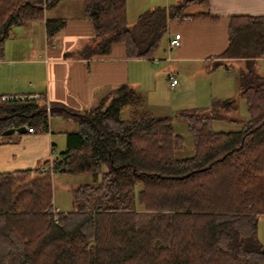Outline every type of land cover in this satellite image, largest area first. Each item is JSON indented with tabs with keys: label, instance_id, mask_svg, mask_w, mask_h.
I'll list each match as a JSON object with an SVG mask.
<instances>
[{
	"label": "trees",
	"instance_id": "trees-1",
	"mask_svg": "<svg viewBox=\"0 0 264 264\" xmlns=\"http://www.w3.org/2000/svg\"><path fill=\"white\" fill-rule=\"evenodd\" d=\"M59 0H0V59L14 26L43 21L51 38L63 19L45 17ZM93 27L88 53L122 43L127 57L150 59L166 18L181 17L182 0L140 13L129 25L125 0H78ZM205 2V0H197ZM264 16H233L221 57L242 59L235 98L214 110L158 115L126 84L94 106L73 110L44 98L0 99V143L7 128L47 131L70 120L65 146L35 168L0 173V264H264L257 220L264 215ZM242 98L247 119L228 116ZM47 103V105H46ZM48 107V113L46 111ZM185 123L192 153L176 157ZM239 121L215 130L214 120ZM91 175L72 189V209L55 210V174Z\"/></svg>",
	"mask_w": 264,
	"mask_h": 264
},
{
	"label": "crops",
	"instance_id": "crops-1",
	"mask_svg": "<svg viewBox=\"0 0 264 264\" xmlns=\"http://www.w3.org/2000/svg\"><path fill=\"white\" fill-rule=\"evenodd\" d=\"M181 1L125 0L127 23L131 25L147 9L166 8ZM129 12L134 19H128ZM180 13L179 18H166L165 32L159 41L160 45L166 40L163 55L157 54L158 45L150 59L127 57L122 43H113L104 54H91L87 46L92 44L93 27L83 17L80 1L59 0L45 12L47 18L65 21L51 38L45 34L43 21L27 22L10 30L0 59V96L36 94L46 102L80 111L94 106L111 89L123 84L142 96L149 90L155 98L169 92L173 97L183 88L181 73L197 63L223 66L227 72L229 67L235 66L236 70L242 66L240 58L221 57L227 44L229 20L233 16H264V0L188 1ZM174 33L180 35L179 45L167 50V40ZM262 58L264 55L258 59ZM169 73L177 78L174 88L167 86ZM53 128L59 133V146L63 149L66 132L74 131L75 126L54 118L47 131L14 133L1 142L0 173L31 169L49 161L57 148Z\"/></svg>",
	"mask_w": 264,
	"mask_h": 264
},
{
	"label": "rangeland",
	"instance_id": "rangeland-1",
	"mask_svg": "<svg viewBox=\"0 0 264 264\" xmlns=\"http://www.w3.org/2000/svg\"><path fill=\"white\" fill-rule=\"evenodd\" d=\"M72 13H75L74 11ZM132 17V18H131ZM128 19L132 20L133 14L129 12ZM164 39V38H163ZM166 40L160 43L157 54L166 53ZM167 55V54H166ZM162 58V56H161ZM214 64L201 63L185 70L182 75L183 88L179 93L172 97V92L163 95L161 98H155L148 90L147 95L144 93L143 105L153 113L158 115H174L176 112L186 110H214L221 101L235 98V66L229 67L228 72L225 67H216ZM211 67V68H210ZM210 68V69H209ZM209 69V70H208ZM257 71L264 74V58L257 60ZM152 93V92H151ZM225 97V99L223 98ZM227 97V98H226ZM159 103L158 105H154ZM232 106V111L228 116L237 118L240 122L247 119V112L242 98H236ZM149 103L152 105L150 106ZM148 105V106H147ZM69 123L73 124L70 120ZM239 121L229 122L225 120H214L213 129L215 130H237L241 126ZM74 125V124H73ZM173 126L176 133L184 138V147L180 152L175 154L176 157L190 156L192 153L191 140L185 129V123L181 120H173ZM53 141L56 144L54 155L60 148V137L58 131L53 128ZM91 175L88 173L81 174H55L51 179L52 203L59 211H68L72 209V189L79 184L90 182ZM257 238L264 246V215L259 216L257 220Z\"/></svg>",
	"mask_w": 264,
	"mask_h": 264
},
{
	"label": "built area",
	"instance_id": "built-area-1",
	"mask_svg": "<svg viewBox=\"0 0 264 264\" xmlns=\"http://www.w3.org/2000/svg\"><path fill=\"white\" fill-rule=\"evenodd\" d=\"M180 35L178 33L172 34L168 40H167V50H171L179 45ZM178 81L174 74L169 73L167 75V86L169 88L176 87ZM38 96L36 94H30V95H7V96H0V99L2 100H8V99H16V98H37ZM47 105V103H46ZM46 111L48 113V107H46ZM26 132L28 133H34L35 131L32 128H26ZM57 210V209H55Z\"/></svg>",
	"mask_w": 264,
	"mask_h": 264
},
{
	"label": "water",
	"instance_id": "water-1",
	"mask_svg": "<svg viewBox=\"0 0 264 264\" xmlns=\"http://www.w3.org/2000/svg\"><path fill=\"white\" fill-rule=\"evenodd\" d=\"M25 131H26L25 126H20V127H16V128L10 127V128L5 129L2 132V135L6 136V135L14 134V133H24Z\"/></svg>",
	"mask_w": 264,
	"mask_h": 264
}]
</instances>
